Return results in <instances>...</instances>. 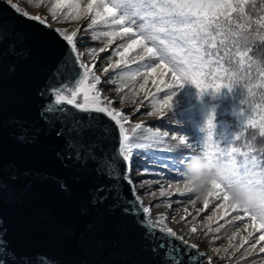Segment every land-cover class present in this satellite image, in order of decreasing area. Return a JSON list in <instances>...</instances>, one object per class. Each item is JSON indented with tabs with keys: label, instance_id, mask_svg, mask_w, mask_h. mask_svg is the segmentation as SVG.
Wrapping results in <instances>:
<instances>
[{
	"label": "snow or ice",
	"instance_id": "6c2138e0",
	"mask_svg": "<svg viewBox=\"0 0 264 264\" xmlns=\"http://www.w3.org/2000/svg\"><path fill=\"white\" fill-rule=\"evenodd\" d=\"M28 2L31 4L32 0ZM6 3L19 15L39 22L45 27H51L41 16L30 15L18 4L13 3V0H6ZM248 3L249 0H88L86 8L81 9L80 0H55V3L49 7L54 20L79 21L91 16L90 22L83 30H92L90 37L79 35L82 29H75L70 33L60 28L53 30L57 39L65 45L68 56L61 61L56 74L51 77V82L47 83L41 92L46 103L42 106L40 116L50 128L55 130L58 137H64V158L94 160L98 170L106 177L115 180L117 184L123 180L129 184L130 189L134 190V183L128 179L131 175L132 156L137 150L148 146L144 138L137 133V130L142 129V124L136 123L131 128L126 127L130 118L112 107L115 101L110 100L98 87V85L105 87L113 81L107 78H105L106 83L102 81V77L94 71L95 63L89 65L80 62L81 54L78 51V45L85 46L83 41L89 38L93 41H100L101 36L104 37V46L88 50V54L95 60L97 52H105L117 39L122 41L114 50V55L120 59L105 67L103 69L105 73L110 68L127 66L129 54L139 49V53L132 57V62L138 59L144 63L138 65L136 73L125 72L123 76L129 80L134 79L141 68L144 69L145 74L158 69L161 76L171 73L173 83L168 85L169 92L165 97V106L169 110L173 107L175 90L188 82L194 84L201 94L208 90L219 93L222 88L227 87L231 91L234 87L241 85L240 77H243L247 81L243 87L247 89L248 96L252 97L253 89L249 85L253 69L250 63H245L246 53L241 52L240 48L249 43L253 25L264 27V17L254 20L245 11ZM57 8L61 10L67 8L68 11L63 15H57L54 11ZM237 18L243 20V23H237ZM98 24L110 30L103 31L98 36L93 30ZM233 26H235V31ZM7 38L8 32L0 24V40ZM233 48L235 51L232 50ZM233 57L236 58L235 63L238 65L235 72L232 68L225 67V63L234 62ZM255 71L264 81V68L257 66ZM223 80H227V83H222ZM261 90L264 92V86ZM48 97L52 99L48 100ZM260 100V104L252 99L241 100V105L247 103L249 110L246 111L242 107L237 114L241 125L259 127L261 136L264 137V95L260 96ZM257 112L261 113L258 120L252 118V115ZM57 124L60 125L58 130L56 129ZM204 127L207 129V137L202 143V153L211 159L224 160L230 164L236 176H243L253 182L264 184V159L254 154L256 149L249 147L247 151H242L240 148L233 147V143L240 140L239 135H236L235 139L229 141L228 144L221 146V143L215 139L214 113L209 115ZM116 130L119 134V146L109 158L102 146L105 141H111L112 134ZM130 131L133 133L131 136ZM145 131L152 133L150 128ZM160 136L168 137L169 133H152L150 139L153 144L159 142ZM172 139H179L180 145L192 151V154L172 163V167L178 170V174H183L185 162L198 152V146L189 143L187 136L179 138L173 136ZM98 151L101 153L99 156L96 154ZM120 163L125 165L123 172L119 169ZM176 191L191 192L185 186L183 190L177 187ZM109 195L112 196L114 205H123L121 208L123 212L138 214L137 221L145 227V238L149 239L150 250L153 253H156L157 249L165 250L167 246H172L173 252L176 253L173 256L175 264H184V261L178 259L184 250L178 245H173L172 241L164 239V237H172L181 244H187L184 236L168 226L166 213L158 214L153 218L152 206H143L142 200L136 195L125 202L121 199L116 185L98 186L96 189L98 201L106 200ZM160 195L163 196L164 193L161 192ZM209 196L226 202L217 205L224 209L226 215L230 211L240 210L252 220L259 221L255 225L256 231L264 230V205L248 208L230 203L227 189L223 184H215V191H210L203 199L205 209L209 204ZM139 214H142V218ZM214 218V216L207 217L209 225ZM243 219L244 216L240 215L232 217V220L243 221ZM231 222L230 220L229 223ZM223 227V224L215 229L208 227V232L219 233ZM191 231L195 233L197 228L192 227ZM236 235L237 233L233 232L229 237L227 247L217 248L216 251L218 253L222 251L227 255L229 249H234L232 255H235L243 248L244 251L240 257L243 260L253 254H264V246L257 250L260 241H264V234H261L247 248L244 245L252 238V233L249 232L247 237L241 238L240 244L234 245L232 241ZM216 239L219 237L217 236ZM153 240L156 241L154 247L151 246ZM188 247L197 250L198 255H207L200 253L199 246L196 244L188 245ZM12 255L7 241L0 235V264H20L12 259ZM228 258L231 259V256ZM188 259H193L191 254ZM164 264H169V262H164ZM236 264H239V261H236Z\"/></svg>",
	"mask_w": 264,
	"mask_h": 264
},
{
	"label": "water",
	"instance_id": "95a60500",
	"mask_svg": "<svg viewBox=\"0 0 264 264\" xmlns=\"http://www.w3.org/2000/svg\"><path fill=\"white\" fill-rule=\"evenodd\" d=\"M0 24L8 32L0 40V235L12 259L20 264H175L172 246L150 250L136 212H123L111 195L96 199L98 186L116 185L125 202L135 190L106 177L94 160L65 159L64 137L41 119L46 103L41 92L68 56L53 31L57 27L19 15L6 0H0ZM118 146L116 130L102 147L111 158ZM124 167L119 164L121 172ZM164 239L184 250L178 256L184 264H210L188 242Z\"/></svg>",
	"mask_w": 264,
	"mask_h": 264
},
{
	"label": "trees",
	"instance_id": "16d2710c",
	"mask_svg": "<svg viewBox=\"0 0 264 264\" xmlns=\"http://www.w3.org/2000/svg\"><path fill=\"white\" fill-rule=\"evenodd\" d=\"M50 2L47 7L48 10L55 3V0H51ZM54 11L57 15H63L68 9L64 8L62 11L54 9ZM245 11L254 20L264 17V0H249ZM236 22L243 23V20L237 18ZM233 30H236L235 26H233ZM103 41H99L97 47L104 46ZM121 42L117 39L108 50L100 53L99 63L102 64L100 66L102 71L109 64H114L120 59V57L114 55V48L116 44ZM232 50L235 51L234 48ZM240 51L246 53L245 63L252 65V79L249 85L253 89L252 97L248 96L247 89L243 87V84L247 83L243 77H240L241 85L234 87L231 91L227 87L222 88L219 93L214 92V90H208L201 94L200 100L194 98L191 93L192 89L186 83L183 87L175 90L176 95L174 96L173 107L169 110L165 106V97L169 92L168 85L173 83L171 73H166L161 76L159 74L160 70L158 69L155 72L145 74L144 69L141 68L134 79L129 80L123 76L125 72L136 73L138 65L144 63L138 59L132 62V57L139 53V49L129 54L127 57L129 64L127 66L121 65L119 68H110L107 73H104L107 79L113 81L110 85L115 90L116 93H114L119 99L123 102H130L134 105L133 108H138L140 116H155L154 123L156 125L168 129L179 137L187 136L189 143L198 146V152L196 154L202 153V144L199 140L192 142V137L198 136L199 133L207 134V129L204 126L209 115L214 113L216 122L215 139L221 143V146L228 144L229 141L235 139L236 135H239L240 140L235 141L232 145L233 147L240 148L242 151H247L249 147L254 148L256 149L254 154L258 158L264 159V137L261 136V129L259 127L252 128L241 125L237 114L242 107L246 111L249 110L247 103L241 105V100L252 99L257 104H260V96L264 95V92L261 90V87L264 86V81L259 78L255 71L257 66L264 68V27L253 25L249 43L242 45ZM235 60L236 58L233 57L234 62L232 64L225 63V67H230L235 72L238 68ZM221 82L227 83V80ZM197 90L200 91L198 88ZM260 115V112L254 113L252 118L258 120ZM126 127L129 128L131 126L126 123ZM229 133L230 135H228ZM178 136L177 138H179ZM172 137L168 136L162 143L151 144L135 152L137 156L141 157L139 159V167L142 173L146 175L147 181L144 183L145 188H153L155 185L158 186L157 188H160L159 191H155V194L157 193V204L159 205L167 204L171 201L173 206L192 204L195 208L198 203L202 204L203 209L195 212L203 221L202 227L200 226L196 233L199 235L201 233L203 235L205 234V238L208 237V242L225 241L228 245L229 237L235 232L237 235L232 243L237 245L240 244L242 237H247L249 232H251L252 238L244 245L247 248L261 234H264V230H255V225L259 223L258 220H252L240 210L230 211L226 215L222 207H217V205H222L226 202L223 200L218 201L214 196L208 197L209 204L207 209H205L203 199H197L196 194L176 191L177 187L183 190L184 175L182 173L178 174V170L172 167V163L180 161L183 157L192 154V151L180 145L179 139L173 140ZM161 192L164 193L163 196L160 195ZM237 215L244 216L243 221L232 220V217ZM208 216L215 217L210 225L207 221ZM230 220L232 221L231 223H229ZM220 224H223L224 227L221 228L219 233L208 232V227L215 229ZM217 236L219 239H216ZM261 246H264V241H260V244L257 245V250ZM233 251L234 249H229L227 255L222 251L217 253L220 256H231V259H229L231 264H236V261H239V264H264V254H253L246 260H243L240 259L244 251L243 248L240 249V252H236L235 255H232Z\"/></svg>",
	"mask_w": 264,
	"mask_h": 264
},
{
	"label": "rangeland",
	"instance_id": "374dc122",
	"mask_svg": "<svg viewBox=\"0 0 264 264\" xmlns=\"http://www.w3.org/2000/svg\"><path fill=\"white\" fill-rule=\"evenodd\" d=\"M51 0H32V3L30 4L28 2V0H13V3L18 4L22 9H24L27 12H35L36 15L41 16L43 19L46 20V22L52 24L53 26H56L57 28L60 29H64V28H69L70 30H75V29H82V31L79 33V35H87L90 37L91 35V31L92 30H83L86 28V25L90 22V17L89 16L87 19H80L79 21H67V20H62L60 19V21H55L53 19L52 13L48 10V4L51 3ZM87 5V0H80V8H86ZM58 11H62L61 9H58ZM93 30L95 31L96 35H100L103 31H107L110 30L107 27H105L102 24H98L96 26H94ZM105 38L101 36L100 41H103ZM99 43V41H93L90 38L86 39L85 41H83V44L85 46H79L78 45V51L81 54V60L83 61V63H87L89 65H91L92 63L96 64V68L94 69V71L96 72V74L100 75L102 77V81H105L106 83V75L105 73L102 71L101 69V63H99V55L100 53L97 52L96 53V59L93 60L92 56L88 54V50L90 48H96L99 49V47H97V44ZM118 44H116L117 46ZM116 48V47H115ZM114 48V50H115ZM108 50V49H106ZM191 90L192 95L194 96V98H196V100H200L201 98V93L200 91L197 90L196 86L194 84H192L191 82L187 83ZM98 87L101 88V91L103 92L104 95H106L108 98H110V100L115 101V103L112 105V107L116 108L117 111L122 112L124 115L128 116L130 118V120L127 122V124H129L131 127V123L135 122V123H141L142 124V129L137 130V133L144 138V141L146 144L149 143H153L152 140L150 139V137L152 136V133L155 132H159V133H163V132H168L169 136H174L176 135L175 133L170 132L168 129L166 128H162L158 125H156V123H154V120L156 119L155 116H140L139 115V111H137L138 108H133V104H131L130 102H123L121 99H119L117 97V95L115 94V90H113L111 88L110 84H106L105 87H101L100 85H98ZM115 92V93H114ZM199 102V101H198ZM137 103V102H136ZM129 127V128H131ZM152 129V133H148L145 131V129ZM130 133H132L130 131ZM133 135L130 134V136ZM207 137V134H201L200 135V139L199 141L201 142V144L205 141ZM166 137L160 136L159 142H163V140H165ZM141 157L133 155L132 156V162L135 163V165H133L131 163V181L134 183V189H136V192L138 191V196L140 198V200H142L143 204H146L147 206H152L151 207V212L156 213L159 212L161 210V206L159 204H157L158 200L155 194V191H159L160 188H157L158 186L155 185V187L153 188H145V181H147L146 179V175L142 174V171L140 170L139 167V159ZM137 163V165H136ZM156 189V190H155ZM135 192V193H136ZM155 204H157L156 206H153ZM165 206H170V210H169V218L174 222L175 220H179L181 221V225H177V226H183V227H196L197 231L199 230L200 226L202 227V218H199L197 215V213H195L196 211L199 212L200 210L203 209L202 204H197V207L194 208V205L192 204H182L179 206H173L172 202L170 201L169 203L165 204ZM183 218V219H182ZM174 224V223H172ZM196 231V232H197ZM193 233V236L191 238L201 242L202 244H204L209 250H210V258H213V262H215V264H231L229 258L225 255V256H220L216 249L217 248H223L227 245V243L225 241H216L215 243H211L208 242V237L205 238V234L203 235L201 233V235H199L198 233ZM212 261V260H211Z\"/></svg>",
	"mask_w": 264,
	"mask_h": 264
},
{
	"label": "clouds",
	"instance_id": "9594fccd",
	"mask_svg": "<svg viewBox=\"0 0 264 264\" xmlns=\"http://www.w3.org/2000/svg\"><path fill=\"white\" fill-rule=\"evenodd\" d=\"M184 186L204 199L215 184H223L227 189L230 203L248 208L264 205V184L236 176L230 164L224 160H214L204 153L195 154L185 162Z\"/></svg>",
	"mask_w": 264,
	"mask_h": 264
},
{
	"label": "bare ground",
	"instance_id": "6f19581e",
	"mask_svg": "<svg viewBox=\"0 0 264 264\" xmlns=\"http://www.w3.org/2000/svg\"><path fill=\"white\" fill-rule=\"evenodd\" d=\"M21 8V7H20ZM24 10V9H23ZM30 15H36V13L35 12H28ZM65 30H67L69 33H70V31H72V30H70L69 28H64ZM82 59V58H81ZM81 62L83 63V61L81 60ZM136 123L135 122H133V123H131V125L132 126H134ZM130 134H132V133H130ZM129 134V135H130ZM200 135H201V133H199L198 134V136H195V137H192V142H196V141H198L199 139H200ZM174 136H178V135H174ZM179 137V136H178ZM163 141H165V140H163ZM200 142V141H199ZM160 143H162V142H160ZM201 143V142H200ZM151 144H153V143H149V144H147V145H151ZM134 155H136V154H134ZM137 156V155H136ZM131 163L133 164V165H135V163L134 162H132L131 161ZM136 165H137V163H136ZM128 178H130V176L128 177ZM130 180H131V178H130ZM135 190V192H136V189H134ZM136 194V196H138V191L135 193ZM139 197V196H138ZM169 203V202H168ZM154 205H157V204H155L154 203ZM143 206H147L146 204H143ZM161 206V210L159 211V212H156V213H153V212H151V214H152V217L153 218H155L158 214H163V213H166L167 214V216H168V220L166 221L167 222V224H168V226H170L171 228H173L179 235H182V236H184V238H185V240L189 243V244H196V245H198L199 246V251L200 252H202V253H206L207 255L205 256V260H208L209 262H210V264H215V262H213V258H210V256H209V254H210V250L204 245V244H202L201 242H199V241H197V240H195V239H193V238H191L192 236H193V232L191 231V229H192V227H183V226H177V225H181L182 223H181V221H179V220H175L174 222L169 218V210H170V206H165V204H161L160 205ZM172 223H174V224H172ZM195 227V226H194ZM212 260V261H211Z\"/></svg>",
	"mask_w": 264,
	"mask_h": 264
}]
</instances>
